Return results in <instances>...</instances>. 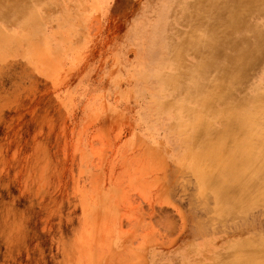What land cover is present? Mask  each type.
<instances>
[{"label":"rangeland","instance_id":"rangeland-1","mask_svg":"<svg viewBox=\"0 0 264 264\" xmlns=\"http://www.w3.org/2000/svg\"><path fill=\"white\" fill-rule=\"evenodd\" d=\"M197 1L0 0V264H235L246 243L264 264V53L236 67L264 48V0L213 37ZM199 123L255 139L239 214L199 201L226 159L197 156Z\"/></svg>","mask_w":264,"mask_h":264},{"label":"bare ground","instance_id":"bare-ground-1","mask_svg":"<svg viewBox=\"0 0 264 264\" xmlns=\"http://www.w3.org/2000/svg\"><path fill=\"white\" fill-rule=\"evenodd\" d=\"M197 2H194L195 4H193L191 7L192 9L190 10V12L192 13V15L189 12L191 15V19H193L194 17L198 18L197 16H198L200 11H205V13L208 17L213 18L212 27L209 31V36H211V37H213L214 34L219 35V33H216V32L218 29L222 28L221 23L219 21L220 13L227 12V11L232 12L233 10H235V8L238 9L239 11L242 10L241 8H239V4H236L237 1H235V0H225L223 2L222 1L219 2V1H215V0H203L202 1L203 4L201 3V0H200L201 4H199ZM243 5L245 6V3H243ZM182 6H184L183 3H182ZM184 18H186V16ZM196 20H197L196 23L200 24V23H203L204 18H200V19L198 18ZM186 22L187 21L181 22V25H187ZM227 26L229 27L230 24H227ZM189 29H191V28H189ZM228 44L230 46H232V45H234V42L229 41ZM192 49H193L192 51L194 52L195 49L194 48H192ZM196 53H197V51H196ZM262 53H264V48L261 50L255 49L252 52L245 50L244 52H242L237 57V62H236L237 66L236 67L238 68L240 66V64L242 62L241 59H243V57H245L244 59L246 60V62L244 64V68L246 66H249V65L250 66L254 65V63L256 61H258L259 58L262 57ZM248 59L251 60L249 63L247 62ZM258 100L260 101L263 99L259 98ZM259 103H261V102H259ZM259 106H260V104H259ZM257 109H258V107H257ZM231 111H232V109H231ZM235 112L237 113V111H234L232 113H235ZM241 116L244 117L242 113H241ZM260 116L261 115H259L258 118ZM253 119L257 120L255 118H253ZM258 121H260V119ZM258 121H257V123H258ZM236 122L237 121L233 122V124L234 123L236 124ZM254 123L255 122H253V124ZM244 124H246V123H244ZM229 125H232V122L229 123ZM198 126H200V123L197 125V127L195 129L196 135L194 134L195 136L193 137L194 142L196 140L201 142V140H202L201 145L199 146V149L197 152V156H199V158L200 157L201 158L207 157L211 162L216 164V163L221 162V158L219 157L220 153H223L226 155V159L223 161L224 163L222 164L223 170L211 169V170H208L209 171V172H207L208 174H204V175L199 174V177H203L207 181V182L205 181V183H206L205 188H203L204 187L203 186L202 190H199V194L201 197V200H199V201H200V203H201V201H203V203H204V201H206V200L214 201V200L218 199V201L221 200L225 204L223 206L225 208L224 209L225 212L223 213V215L233 216V214H235V213L239 214L240 212L238 211V209H244V208L248 207L249 206V204L247 205L248 201H251L250 203H252V205H250V206H253V204L255 203V199L257 198V191H255V193L253 192V189H254L253 183L256 180H258L259 176L261 175L260 173H262V172L259 173V170H260V163H259L260 161L259 160L261 158L258 157V154H257L258 149L252 147L253 143L251 141L255 140V139L254 138H252V139L245 138L243 136V133L245 131H243V132L241 131L242 133L241 132L240 133H238V132H236V133L221 132V134H223V133H225V134H223V135L220 134L221 136L218 137V139H217L213 136H210L211 133L210 132L208 133L209 129L198 130L199 128L200 129L203 128V127H198ZM259 126H261V123ZM237 127H238V125H237ZM250 127H252L251 124H250ZM243 128L245 129L246 127H243ZM258 129H259V127H258ZM227 130H231V128L228 125H227V129L224 127V131H227ZM248 130L250 131L249 128H248ZM259 131H261V130L259 129ZM254 132H256V129ZM198 133H199V135H197ZM254 135H256V133ZM209 137L210 138L213 137V138L210 139ZM251 137H252V135H251ZM260 155H262V154H260ZM240 166H243L242 170L239 172H235L233 175H231L232 171H230V170H232L233 167H235V169H237ZM223 177H225V178H223ZM202 184L204 185V182H202ZM198 186H200V185H198ZM261 192H262V190H261ZM261 200L262 199H260V201ZM222 202H220L218 205H221ZM256 202H257V199H256ZM258 204H260V203H258ZM237 207H238V209L235 210ZM244 246H245V248H243ZM244 246L239 248V249H240L241 253L242 252H245V253L243 255H241V253L239 254L241 256L239 257L238 262H236L235 264H243V262L247 259V256L250 253V249H249L250 245L248 243H246V245H244Z\"/></svg>","mask_w":264,"mask_h":264}]
</instances>
